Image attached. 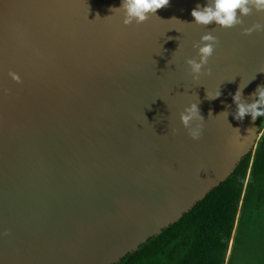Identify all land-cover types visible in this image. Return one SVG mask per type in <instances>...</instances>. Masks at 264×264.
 Listing matches in <instances>:
<instances>
[{
    "label": "water",
    "instance_id": "water-1",
    "mask_svg": "<svg viewBox=\"0 0 264 264\" xmlns=\"http://www.w3.org/2000/svg\"><path fill=\"white\" fill-rule=\"evenodd\" d=\"M120 4L0 0V264H116L256 147L257 120L234 119L232 95L246 85L252 102L264 85V32L241 34L264 12L204 27L190 13L206 0H169L125 26ZM210 30L212 75L194 81L185 60ZM191 103L199 140L179 120Z\"/></svg>",
    "mask_w": 264,
    "mask_h": 264
},
{
    "label": "trees",
    "instance_id": "trees-1",
    "mask_svg": "<svg viewBox=\"0 0 264 264\" xmlns=\"http://www.w3.org/2000/svg\"><path fill=\"white\" fill-rule=\"evenodd\" d=\"M257 123L260 131L264 117ZM245 180L242 211H258L264 207V130L225 181L116 264H223Z\"/></svg>",
    "mask_w": 264,
    "mask_h": 264
},
{
    "label": "clouds",
    "instance_id": "clouds-1",
    "mask_svg": "<svg viewBox=\"0 0 264 264\" xmlns=\"http://www.w3.org/2000/svg\"><path fill=\"white\" fill-rule=\"evenodd\" d=\"M168 4L169 0H121L120 7L111 8L110 11L112 13H121L123 17L122 24L125 26L133 23L139 25L147 21L150 16H156L157 10L167 7ZM254 11L264 12V0H206L204 6L197 4V6L191 10L190 15L193 17L192 23L195 25L205 27L214 23L220 28H233L242 25L244 22L243 17L251 15ZM98 16L99 15H97V17ZM110 16L111 15L106 17ZM253 32H264V24L259 22L253 23L250 27L243 28L241 34L251 35ZM168 39L174 38L169 37ZM218 46L219 40L212 34L211 30L203 34L199 41L193 42L192 47L196 50V56L187 58L185 63L188 66V74L194 81L199 80L202 75H212V70L207 67V65L210 57H212ZM8 75L16 83L21 82L18 74L9 71ZM244 87H246V85ZM244 87L242 88L239 85L236 92L232 95V101L235 104L233 117L237 121H242L245 116H250L252 121H256L257 118L264 117V85L257 86L254 92L250 94L252 102H246L244 100L242 95ZM6 91L7 90H5V92ZM220 94V89H218L214 95L210 94L206 89L205 98L213 100L218 98ZM199 103L189 104L179 114L181 125L186 129L187 134L193 140H199L201 138L205 121L198 107ZM221 113L225 114L226 117L228 115L226 111ZM209 115H212L211 112H209ZM172 131L173 133L176 132L175 129ZM5 235H7V233H5Z\"/></svg>",
    "mask_w": 264,
    "mask_h": 264
},
{
    "label": "rangeland",
    "instance_id": "rangeland-1",
    "mask_svg": "<svg viewBox=\"0 0 264 264\" xmlns=\"http://www.w3.org/2000/svg\"><path fill=\"white\" fill-rule=\"evenodd\" d=\"M263 130L264 124L260 136ZM246 183L223 264H264V207L250 213L242 211Z\"/></svg>",
    "mask_w": 264,
    "mask_h": 264
}]
</instances>
